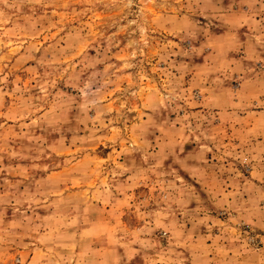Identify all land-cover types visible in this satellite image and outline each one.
Segmentation results:
<instances>
[{
	"label": "rangeland",
	"instance_id": "rangeland-1",
	"mask_svg": "<svg viewBox=\"0 0 264 264\" xmlns=\"http://www.w3.org/2000/svg\"><path fill=\"white\" fill-rule=\"evenodd\" d=\"M0 264H264V0H0Z\"/></svg>",
	"mask_w": 264,
	"mask_h": 264
}]
</instances>
